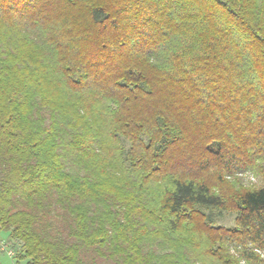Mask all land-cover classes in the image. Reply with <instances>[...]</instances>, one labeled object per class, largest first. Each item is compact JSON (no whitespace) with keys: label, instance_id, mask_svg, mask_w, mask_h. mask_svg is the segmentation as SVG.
Masks as SVG:
<instances>
[{"label":"trees","instance_id":"trees-1","mask_svg":"<svg viewBox=\"0 0 264 264\" xmlns=\"http://www.w3.org/2000/svg\"><path fill=\"white\" fill-rule=\"evenodd\" d=\"M263 163L264 0H0L17 262L264 264Z\"/></svg>","mask_w":264,"mask_h":264},{"label":"rangeland","instance_id":"rangeland-1","mask_svg":"<svg viewBox=\"0 0 264 264\" xmlns=\"http://www.w3.org/2000/svg\"><path fill=\"white\" fill-rule=\"evenodd\" d=\"M264 169V163H263ZM235 187H253V186H260L264 185V173L262 172H247L238 176V178L234 182ZM207 213L211 214V217L214 219L216 224H221L225 226H232L235 221L236 212L232 210H218V209H206ZM9 236L5 231L0 230V239L4 240V244H10ZM0 243V264H25L26 260H20L17 262L15 257H12L8 254L7 251L1 249ZM8 248H12L11 244Z\"/></svg>","mask_w":264,"mask_h":264},{"label":"built area","instance_id":"built-area-1","mask_svg":"<svg viewBox=\"0 0 264 264\" xmlns=\"http://www.w3.org/2000/svg\"><path fill=\"white\" fill-rule=\"evenodd\" d=\"M4 242H5L4 240L0 239V243L2 244L1 249L4 251H7L10 256L15 257V254H16L15 249L12 246H11L12 248H8V246H10V244L6 245V243L4 244Z\"/></svg>","mask_w":264,"mask_h":264}]
</instances>
